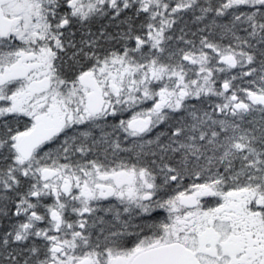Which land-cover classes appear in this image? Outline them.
<instances>
[{"label": "snow or ice", "instance_id": "snow-or-ice-1", "mask_svg": "<svg viewBox=\"0 0 264 264\" xmlns=\"http://www.w3.org/2000/svg\"><path fill=\"white\" fill-rule=\"evenodd\" d=\"M0 264H264V0H0Z\"/></svg>", "mask_w": 264, "mask_h": 264}]
</instances>
